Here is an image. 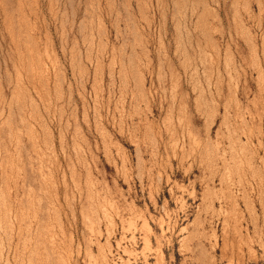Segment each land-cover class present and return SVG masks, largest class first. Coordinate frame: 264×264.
Listing matches in <instances>:
<instances>
[{
  "label": "rangeland",
  "instance_id": "374dc122",
  "mask_svg": "<svg viewBox=\"0 0 264 264\" xmlns=\"http://www.w3.org/2000/svg\"><path fill=\"white\" fill-rule=\"evenodd\" d=\"M0 264H264V0H0Z\"/></svg>",
  "mask_w": 264,
  "mask_h": 264
}]
</instances>
